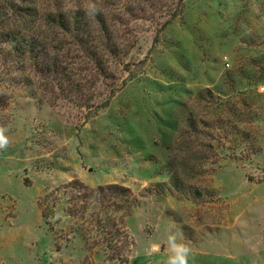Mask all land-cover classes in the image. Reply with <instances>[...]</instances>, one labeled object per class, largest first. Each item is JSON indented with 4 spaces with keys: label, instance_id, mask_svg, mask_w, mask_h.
<instances>
[{
    "label": "rangeland",
    "instance_id": "1",
    "mask_svg": "<svg viewBox=\"0 0 264 264\" xmlns=\"http://www.w3.org/2000/svg\"><path fill=\"white\" fill-rule=\"evenodd\" d=\"M0 127V264H264V0H0Z\"/></svg>",
    "mask_w": 264,
    "mask_h": 264
},
{
    "label": "clouds",
    "instance_id": "2",
    "mask_svg": "<svg viewBox=\"0 0 264 264\" xmlns=\"http://www.w3.org/2000/svg\"><path fill=\"white\" fill-rule=\"evenodd\" d=\"M85 18L89 21L93 20L98 14L100 9L97 4L89 2L84 6ZM6 129L0 127V150H4L9 146V138L5 134ZM167 260L166 264H190L193 259L192 249L183 242L178 240L176 233L170 232L166 239ZM158 247V246H154Z\"/></svg>",
    "mask_w": 264,
    "mask_h": 264
}]
</instances>
